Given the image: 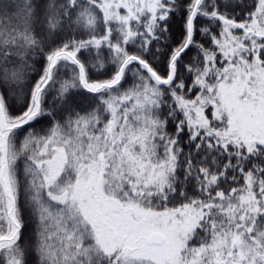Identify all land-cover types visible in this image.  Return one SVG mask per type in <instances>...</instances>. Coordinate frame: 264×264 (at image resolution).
<instances>
[{"label":"snow or ice","instance_id":"1","mask_svg":"<svg viewBox=\"0 0 264 264\" xmlns=\"http://www.w3.org/2000/svg\"><path fill=\"white\" fill-rule=\"evenodd\" d=\"M0 264H264V0H0Z\"/></svg>","mask_w":264,"mask_h":264}]
</instances>
